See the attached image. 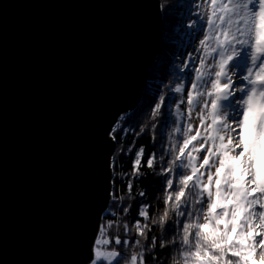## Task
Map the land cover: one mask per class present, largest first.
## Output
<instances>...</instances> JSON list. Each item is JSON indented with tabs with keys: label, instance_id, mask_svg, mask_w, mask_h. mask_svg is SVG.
I'll return each mask as SVG.
<instances>
[{
	"label": "snow or ice",
	"instance_id": "1",
	"mask_svg": "<svg viewBox=\"0 0 264 264\" xmlns=\"http://www.w3.org/2000/svg\"><path fill=\"white\" fill-rule=\"evenodd\" d=\"M160 7L176 33L191 30V51L174 54L173 79L149 86L105 130V195L83 264H165L157 247L170 248V264H264V0ZM142 136L155 151L136 147ZM143 168L159 177L152 191L163 209L153 214L149 193L134 188Z\"/></svg>",
	"mask_w": 264,
	"mask_h": 264
},
{
	"label": "water",
	"instance_id": "2",
	"mask_svg": "<svg viewBox=\"0 0 264 264\" xmlns=\"http://www.w3.org/2000/svg\"><path fill=\"white\" fill-rule=\"evenodd\" d=\"M160 5L0 0V264H83L105 195V130L141 102Z\"/></svg>",
	"mask_w": 264,
	"mask_h": 264
},
{
	"label": "trees",
	"instance_id": "3",
	"mask_svg": "<svg viewBox=\"0 0 264 264\" xmlns=\"http://www.w3.org/2000/svg\"><path fill=\"white\" fill-rule=\"evenodd\" d=\"M175 0H161V5H171L174 3ZM162 12V30H163V40L161 45L160 53L156 59V62L151 66L150 70L147 74V83L145 86L144 93L149 89V86L151 87V90L155 91L157 90L162 83H167V81L173 79L174 73H175V55L177 54L178 45H179V35L174 31L175 27V21L173 18H165L164 17V8L161 7ZM157 65H159L157 67ZM171 97L174 95V93L169 94ZM133 112V111H132ZM131 113V112H130ZM159 128V125H158ZM171 128V122H167V127L160 129L164 132L165 136L168 134V129ZM159 132L157 133V135ZM133 136L129 135L126 137L125 140V147H128L132 144ZM140 145L145 146L146 153L155 151L156 149L153 148V144L150 142V137L148 136H142L136 140V147H139ZM120 163L124 164L125 169L130 170L131 169V157L130 156H121ZM144 172L148 173L145 177H143L139 184H135L134 188H141L149 193L147 197V202L151 203L152 207L149 209V213L153 214L156 209H163V203L161 200H154L153 195H159L158 193H153L152 189L153 186L157 183L159 180L158 176H155L151 173V170L147 168L142 169ZM137 199H143L137 197ZM136 209L133 207L132 212L130 215H135ZM160 235L159 228H153V232L149 235ZM134 235V233H133ZM170 251V248H164L160 249L157 247L156 254L161 256L164 259L165 264H170L168 261V257L166 254Z\"/></svg>",
	"mask_w": 264,
	"mask_h": 264
},
{
	"label": "rangeland",
	"instance_id": "4",
	"mask_svg": "<svg viewBox=\"0 0 264 264\" xmlns=\"http://www.w3.org/2000/svg\"><path fill=\"white\" fill-rule=\"evenodd\" d=\"M201 2H202V0H201ZM185 12H187L188 11V9L187 8H185V10H184ZM196 10L195 9H193V13L195 12ZM192 19H196V16L193 14L192 15ZM190 31L191 30H189V29H187L186 27H185V29L183 30V32L182 33H177L178 35H179V37H183V40L184 41H188L189 39H190V35H186V33H190ZM190 51V49H188L187 51H185V53L186 52H189ZM178 53H179V50H178ZM175 59V63H178V60L176 59V57L174 58ZM181 75H183V73H181ZM185 83H187V81H185ZM172 98L173 99H175V94L172 96ZM177 103H178V101H177ZM175 111V107L173 106V112ZM175 117H171L170 118V120H169V122L171 121V119H174ZM167 136V135H166Z\"/></svg>",
	"mask_w": 264,
	"mask_h": 264
},
{
	"label": "built area",
	"instance_id": "5",
	"mask_svg": "<svg viewBox=\"0 0 264 264\" xmlns=\"http://www.w3.org/2000/svg\"><path fill=\"white\" fill-rule=\"evenodd\" d=\"M187 44H188V47L191 46V44H192V38H191V36H190V39L187 42L183 40V37H181V41H180L181 48H182V46L187 47ZM185 51L184 50H180V52H185Z\"/></svg>",
	"mask_w": 264,
	"mask_h": 264
},
{
	"label": "bare ground",
	"instance_id": "6",
	"mask_svg": "<svg viewBox=\"0 0 264 264\" xmlns=\"http://www.w3.org/2000/svg\"><path fill=\"white\" fill-rule=\"evenodd\" d=\"M180 38V41H181V37H179ZM180 41H179V45H180ZM178 45V46H179ZM192 45V44H191ZM180 49H179V52H180V50H188V49H190V51H191V46L190 47H188V44H187V47H185V46H182V48H181V46L179 47ZM177 54H178V50H177ZM185 82V81H184Z\"/></svg>",
	"mask_w": 264,
	"mask_h": 264
}]
</instances>
